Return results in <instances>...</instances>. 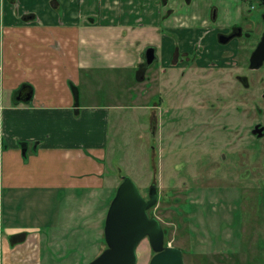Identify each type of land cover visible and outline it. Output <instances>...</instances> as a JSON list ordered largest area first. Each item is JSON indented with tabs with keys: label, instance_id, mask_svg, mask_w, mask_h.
Masks as SVG:
<instances>
[{
	"label": "crops",
	"instance_id": "1",
	"mask_svg": "<svg viewBox=\"0 0 264 264\" xmlns=\"http://www.w3.org/2000/svg\"><path fill=\"white\" fill-rule=\"evenodd\" d=\"M214 6L221 19L225 0H0L3 241L24 231V239L39 245L44 226L57 222L45 215L54 199L60 195L82 209L83 193L105 187L109 119L144 97L135 84L144 82L142 70L151 64L146 48H154L153 61L159 55L176 64L173 38L184 33L183 43L191 44V34L211 31ZM182 54L191 60L185 48ZM25 86L32 92L27 101L17 97ZM38 198L47 206H38ZM73 235L81 241L82 233ZM38 245L25 257L4 246L2 264H44Z\"/></svg>",
	"mask_w": 264,
	"mask_h": 264
},
{
	"label": "rangeland",
	"instance_id": "2",
	"mask_svg": "<svg viewBox=\"0 0 264 264\" xmlns=\"http://www.w3.org/2000/svg\"><path fill=\"white\" fill-rule=\"evenodd\" d=\"M256 13L255 10L246 13L247 18L257 22ZM165 35L169 34L165 32ZM184 40V33L173 38V47L178 49L180 57L176 64L164 63L158 55L149 67H144V82L135 84L144 88V97L134 99L132 104L129 102V108L111 114L105 149L104 168L108 177L105 187L83 193L79 204L82 209L75 210L76 204L60 195L54 199L45 215H56L57 222L53 218L55 227L44 226L41 233L45 234L39 245L38 239L36 242L24 239L27 234L24 231L8 235V241H3L5 224L0 222V249L5 246L10 255L25 257L29 250L31 254L37 253V244L44 264L90 262L106 248L103 235L106 211L122 177L129 176L145 198L149 186L155 185L157 200L148 214L159 220L165 245L182 249L184 264L245 262L237 259L240 249L236 230L238 197L225 190L226 181L222 180L228 150L220 128L224 118L221 97L230 91L231 81L221 78L229 79L235 69L216 70L193 62L188 64L189 60L184 62V48L189 58L194 55L190 41L183 43ZM203 42L207 50L199 65L206 66V60L233 61L238 55L234 52L235 40L222 45L214 33H209L203 36ZM247 55L244 52L245 61ZM211 102L213 106L209 105ZM228 183L236 184L235 181ZM37 201L38 206L40 201L47 206L44 199ZM2 208L6 211L7 206ZM77 233L83 236L79 242L77 235L73 237ZM152 254L148 238H142L136 247V264H148ZM60 255L69 259L59 261ZM19 263L25 262L20 259Z\"/></svg>",
	"mask_w": 264,
	"mask_h": 264
},
{
	"label": "flooded vegetation",
	"instance_id": "3",
	"mask_svg": "<svg viewBox=\"0 0 264 264\" xmlns=\"http://www.w3.org/2000/svg\"><path fill=\"white\" fill-rule=\"evenodd\" d=\"M225 5L226 14L221 19L218 7L212 8L211 31L193 35L194 55L188 64L193 62L196 66L216 70L235 69L229 79L221 78L231 81L230 91L221 97L224 118L220 128L228 150L222 180L226 181L225 190L238 197L236 230L240 249L237 259L248 262L243 264L251 261L264 264V58L253 67L250 60L264 33V0H225ZM253 10L258 12L257 22L247 18L246 13ZM251 23L255 24L253 28H249ZM209 33H214L222 45L235 40L234 52L238 55L233 61L206 60V66L199 65L207 50L203 36ZM234 181L235 185L228 183Z\"/></svg>",
	"mask_w": 264,
	"mask_h": 264
},
{
	"label": "water",
	"instance_id": "4",
	"mask_svg": "<svg viewBox=\"0 0 264 264\" xmlns=\"http://www.w3.org/2000/svg\"><path fill=\"white\" fill-rule=\"evenodd\" d=\"M224 41V40H223ZM155 58L154 48L145 50L146 63ZM264 58V33L260 44L251 54V67ZM31 89L22 87L18 98L27 101ZM157 193L154 184L148 189V197L140 193L129 176H123L111 199L103 226L106 248L86 264H136V247L144 237L148 238L153 250L148 264H184L182 249L164 244V234L159 220L148 214V209L156 203Z\"/></svg>",
	"mask_w": 264,
	"mask_h": 264
},
{
	"label": "trees",
	"instance_id": "5",
	"mask_svg": "<svg viewBox=\"0 0 264 264\" xmlns=\"http://www.w3.org/2000/svg\"><path fill=\"white\" fill-rule=\"evenodd\" d=\"M149 210V209H148ZM163 234H164V232H163ZM164 244H165V238H164Z\"/></svg>",
	"mask_w": 264,
	"mask_h": 264
}]
</instances>
